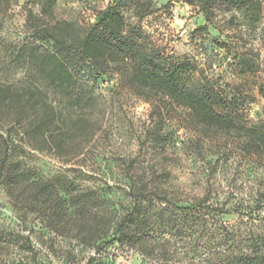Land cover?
Instances as JSON below:
<instances>
[{
  "label": "rangeland",
  "instance_id": "374dc122",
  "mask_svg": "<svg viewBox=\"0 0 264 264\" xmlns=\"http://www.w3.org/2000/svg\"><path fill=\"white\" fill-rule=\"evenodd\" d=\"M46 1L0 6V85L37 86L61 112L55 135L60 128L66 135L61 148L47 149L40 137L35 149L0 115V134L10 138V172L0 178V264H229L240 257L249 238L264 233V153L247 151L235 130L198 123L186 107L147 103L131 88L129 61L102 74L79 63L74 94H59L28 64L25 48L43 44L26 28L28 13L43 25L84 30L114 0H57L50 10ZM116 12L143 44L184 65L190 83L210 80L237 128L264 125V0H208L206 8L203 0H118ZM82 118L90 122L86 133L73 129ZM155 189L181 205L206 200L226 213L215 215L187 255L175 254L179 243L164 260L113 243L131 193ZM51 203L61 218L49 216ZM73 206L80 222L107 228L99 251L82 244L78 222L64 216Z\"/></svg>",
  "mask_w": 264,
  "mask_h": 264
},
{
  "label": "trees",
  "instance_id": "16d2710c",
  "mask_svg": "<svg viewBox=\"0 0 264 264\" xmlns=\"http://www.w3.org/2000/svg\"><path fill=\"white\" fill-rule=\"evenodd\" d=\"M9 1L0 0V6ZM56 1L47 0V10ZM203 1L206 8L208 0ZM117 6L118 0H114L106 10L97 14L96 22L84 30L72 22L58 21L43 25L37 22V16L29 12L26 28L43 42L39 47L25 48L30 68L59 94L71 97L77 86L73 69L79 63L88 62L102 74L112 63L129 61L132 65L129 77L131 88L143 95L147 103L166 100L170 106L186 107L198 123L223 133L235 130L247 139V151L264 153V125L237 128L230 117L221 112L226 107V100L211 81L203 79L190 83L184 65L164 58L155 49L143 44L134 32H128L123 18L116 12ZM0 115L10 119L13 130L21 129L22 135L35 149L34 142L40 137L45 138L47 149L61 148L66 140L63 128L59 129L60 134L55 135V129L61 121V112L49 103L47 96L35 85H0ZM89 127V120L82 118L73 129L86 133ZM9 142L8 136L0 134V178L10 172L7 165L10 157ZM8 185L11 190L16 187L14 177L10 178ZM131 197L132 206L118 218L111 241L153 260L169 257L172 247L175 248L177 243L181 246L175 249V254L180 250L185 255L194 252L192 242L203 236L215 215L226 213L222 207L206 204V200L181 205V202L162 196L157 189L146 192L138 190L131 193ZM144 203H148L149 207ZM50 210L49 216L53 220L60 217L57 204L51 203ZM67 211L64 216L78 222L76 227L79 241L95 246V250L99 251L101 241L108 236L107 228L101 226L100 221L80 222L81 212L75 206ZM207 245L204 242L197 250ZM224 251L222 256L230 255L228 250ZM92 260L89 258L86 264H92ZM204 261V264H210L208 259ZM229 264H264V233L251 236L245 252Z\"/></svg>",
  "mask_w": 264,
  "mask_h": 264
}]
</instances>
